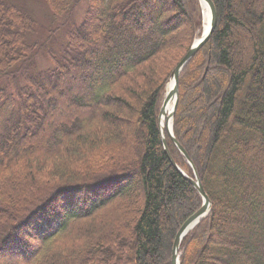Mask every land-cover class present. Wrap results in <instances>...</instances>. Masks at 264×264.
Instances as JSON below:
<instances>
[{"label": "trees", "instance_id": "trees-1", "mask_svg": "<svg viewBox=\"0 0 264 264\" xmlns=\"http://www.w3.org/2000/svg\"><path fill=\"white\" fill-rule=\"evenodd\" d=\"M40 1L57 23L45 40L23 0H0V264H171L203 201L159 114L200 2L86 0L77 24L82 0ZM212 2L173 127L211 211L180 261L264 264V0Z\"/></svg>", "mask_w": 264, "mask_h": 264}, {"label": "water", "instance_id": "water-1", "mask_svg": "<svg viewBox=\"0 0 264 264\" xmlns=\"http://www.w3.org/2000/svg\"><path fill=\"white\" fill-rule=\"evenodd\" d=\"M200 3H201V6H203V4H206L209 7V11L211 14L210 29L207 33L203 32L202 36L194 42V44L189 49V51L187 52L185 57L182 59V61L174 69V71L171 75V79H173L175 82L174 93H172V94L167 93L166 94L164 101H163V104H162L161 111H160V116H159L162 144H163L164 150H165L171 164L173 165V167L176 170H178L192 184V186L200 194V196L203 200V205H202L201 209L198 212H196L192 217H190L183 224V226L181 227V229L177 233L174 244H173L171 264H180L181 245H182L183 240L185 239V237L189 234V232L193 228H195L203 219H205L209 215V213L211 211V200L209 199L208 195L206 194V192L202 186V183L198 177V174L196 172L194 164L191 161V159L189 158V155L187 154L185 149L180 145V143L177 141V139H175L174 134H173V120L175 117V112H176L177 104H178V100H179V76H180L181 72L183 71V69L191 62V60L194 58V56L198 53V51L208 42V40L210 39V37H211L215 27H216V23H217V12H216V9H215V6H214V3L212 2V0H200ZM173 96H175V99H174L175 104H174V107H173L171 114L167 117L168 121H172V128L169 130L168 129L166 130V129H163L161 126V119L164 115L165 107L167 106L168 102L171 100V98ZM167 136L170 137V139L172 140V142L176 146L177 150L182 154V156L185 158L186 162L191 167V169L193 171V177H189L188 175H186L185 172L178 167L177 163L171 157V154H170L169 149H168V144H167V138H166Z\"/></svg>", "mask_w": 264, "mask_h": 264}, {"label": "rangeland", "instance_id": "rangeland-1", "mask_svg": "<svg viewBox=\"0 0 264 264\" xmlns=\"http://www.w3.org/2000/svg\"><path fill=\"white\" fill-rule=\"evenodd\" d=\"M23 5L28 9V11L32 14V16L35 19L36 22V38H40L41 40H45L46 36L49 34L48 31L51 28H55L57 23L52 22L51 13L46 4L40 0H23ZM87 2L86 0H82V2L77 6V8L74 11L73 15V21L77 24H80L84 18L85 12H86ZM201 7V4H200ZM202 16H203V10L201 7ZM57 41L59 43L64 42V32L60 31L57 34H55ZM38 64L41 67H47L48 63L42 58H38ZM188 119L191 120V117L188 116ZM203 133V129L201 130ZM224 224V223H223ZM221 226V229H224Z\"/></svg>", "mask_w": 264, "mask_h": 264}, {"label": "bare ground", "instance_id": "bare-ground-1", "mask_svg": "<svg viewBox=\"0 0 264 264\" xmlns=\"http://www.w3.org/2000/svg\"><path fill=\"white\" fill-rule=\"evenodd\" d=\"M203 15H204V25H203V32L207 33L210 29L211 26V14L209 11V7L206 4H203ZM174 88H175V82L173 79H171L167 85V93L172 94L174 93ZM175 96L171 98V100L168 102L167 106L165 107L164 110V115L161 119V126L163 129H171V122L167 120V117L171 114L174 103H175Z\"/></svg>", "mask_w": 264, "mask_h": 264}]
</instances>
